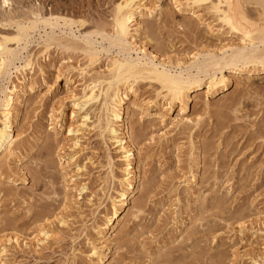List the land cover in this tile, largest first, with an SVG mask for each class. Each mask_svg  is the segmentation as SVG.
I'll return each mask as SVG.
<instances>
[{
	"label": "rangeland",
	"instance_id": "rangeland-1",
	"mask_svg": "<svg viewBox=\"0 0 264 264\" xmlns=\"http://www.w3.org/2000/svg\"><path fill=\"white\" fill-rule=\"evenodd\" d=\"M118 1L12 0L5 8L0 0V34L15 31L7 18L19 21L34 10L68 17L82 33L101 25L111 32V12ZM151 1L163 10L142 18L136 39L158 60L174 66L235 40L225 30L217 32V23L210 32L212 19L203 11L197 18L178 11L172 0ZM31 47L38 55L36 44ZM107 58L101 55L93 73L104 69ZM86 63L81 53L52 49L38 55L35 72L25 83L14 78L7 84L23 87L24 103L16 128L18 148L0 159L4 264H92V252L108 244L111 230L101 235L95 228L104 213L112 215L109 198L121 189L117 180L125 177V162L120 147L93 128L98 110L81 127L75 104L89 94V77L80 71ZM263 72L225 71L229 82L222 93H206L204 86L192 89L183 114L191 122L178 127L173 124L182 116L179 105L164 103L157 84L137 82L135 98L134 92H126L139 167L132 200L141 213L132 210L118 226L112 222L110 227L122 237L108 252L109 264H264ZM72 157L81 170L69 178L64 166ZM83 185L87 191L80 193ZM42 226L56 236L37 246Z\"/></svg>",
	"mask_w": 264,
	"mask_h": 264
},
{
	"label": "bare ground",
	"instance_id": "bare-ground-1",
	"mask_svg": "<svg viewBox=\"0 0 264 264\" xmlns=\"http://www.w3.org/2000/svg\"><path fill=\"white\" fill-rule=\"evenodd\" d=\"M1 1L5 8L12 4V0ZM172 3L178 11L186 10L197 18H200L201 11L205 12L212 19L207 25L210 32L214 29V23H217V32L225 34L227 31L235 40L220 43L211 51L201 50L202 53L194 54L191 60L176 61L174 66L170 61L158 60L156 55H148L136 39L143 28L142 18L158 16L163 10L162 5L149 0H119L115 3L111 12V32L101 25L82 33L75 29V22L68 17H61L52 10L48 14L34 10L29 17L19 21L7 18L5 21L12 23L15 31L0 34V159L11 157L18 148L20 135L16 128L19 109L24 103L23 87L10 88L7 84L14 78L25 83L29 75L35 72L38 55H47L52 49L81 53L87 59L86 67L80 71L82 75L89 77V94L75 104L77 111L82 114L81 127H87V123L91 121L90 112L98 110L100 115L98 118L96 116V123H92L95 125L93 128L103 132L102 134L106 133L109 141L120 147L121 158L125 162V177L117 180L121 189L116 191L117 197L109 198L112 215L104 213L101 224L95 228L98 234L103 235L107 230H111L112 234L104 250L92 252L91 256L96 258L92 264H109L108 252L122 237L115 227H110L112 222L118 226L132 210H136L137 215L141 213L136 201L132 200L138 191L139 167L136 166L138 155L135 154L127 122L129 111L126 107V92L131 91L133 94L134 85L139 81L149 80L157 84L162 91L159 96L164 103L170 108L179 105L182 116L173 124L178 127L191 122L183 114L188 107L189 92L192 89L200 90L204 86L206 93H222L227 91L229 82L225 71H264V0H172ZM33 43L40 50L38 55L30 51ZM111 51H115V55L110 56ZM102 54L108 56V63L103 70L93 73ZM150 104L151 102L148 107ZM72 131L69 130V133L74 132ZM76 146L77 144L74 145ZM75 160L72 157L71 162L63 165L69 178L77 177L81 170L74 166ZM109 169V174L115 181L113 167L110 166ZM85 191L86 186L83 185L79 192ZM129 204L131 208L128 209ZM64 223L61 222L66 225ZM55 236L54 230L42 226L35 236V244L44 245ZM0 264H4L2 260Z\"/></svg>",
	"mask_w": 264,
	"mask_h": 264
}]
</instances>
